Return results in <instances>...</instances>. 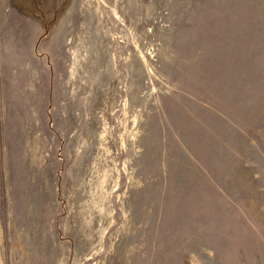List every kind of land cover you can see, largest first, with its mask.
I'll list each match as a JSON object with an SVG mask.
<instances>
[{"label": "rangeland", "instance_id": "374dc122", "mask_svg": "<svg viewBox=\"0 0 264 264\" xmlns=\"http://www.w3.org/2000/svg\"><path fill=\"white\" fill-rule=\"evenodd\" d=\"M0 264H264V0H0Z\"/></svg>", "mask_w": 264, "mask_h": 264}]
</instances>
